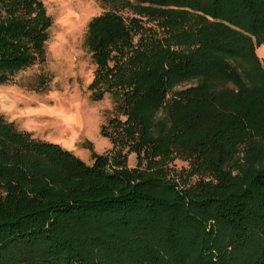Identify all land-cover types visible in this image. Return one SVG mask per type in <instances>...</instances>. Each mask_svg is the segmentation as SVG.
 I'll list each match as a JSON object with an SVG mask.
<instances>
[{
    "label": "trees",
    "instance_id": "16d2710c",
    "mask_svg": "<svg viewBox=\"0 0 264 264\" xmlns=\"http://www.w3.org/2000/svg\"><path fill=\"white\" fill-rule=\"evenodd\" d=\"M106 1L83 43L111 148L86 163L0 114V264H264V0ZM51 24L0 0V84Z\"/></svg>",
    "mask_w": 264,
    "mask_h": 264
},
{
    "label": "rangeland",
    "instance_id": "374dc122",
    "mask_svg": "<svg viewBox=\"0 0 264 264\" xmlns=\"http://www.w3.org/2000/svg\"><path fill=\"white\" fill-rule=\"evenodd\" d=\"M52 24L43 60L14 73L0 84V114L34 136L56 142L86 163H91V143L98 153L110 150L108 138L100 134L102 123L112 114L108 95L91 99L88 85L95 64L84 46V33L94 15L113 8L104 0H41ZM264 60V45L256 48ZM194 81L178 84L185 88ZM135 163L134 155L128 165ZM176 161V166H181Z\"/></svg>",
    "mask_w": 264,
    "mask_h": 264
},
{
    "label": "crops",
    "instance_id": "0c3cea01",
    "mask_svg": "<svg viewBox=\"0 0 264 264\" xmlns=\"http://www.w3.org/2000/svg\"><path fill=\"white\" fill-rule=\"evenodd\" d=\"M9 120H12V121H14L15 123H17V121H16L15 119H9Z\"/></svg>",
    "mask_w": 264,
    "mask_h": 264
}]
</instances>
